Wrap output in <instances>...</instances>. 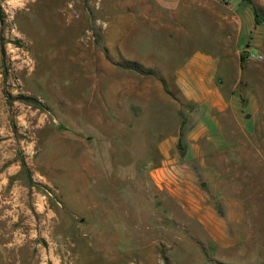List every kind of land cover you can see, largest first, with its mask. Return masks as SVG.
Masks as SVG:
<instances>
[{
	"label": "rangeland",
	"instance_id": "rangeland-1",
	"mask_svg": "<svg viewBox=\"0 0 264 264\" xmlns=\"http://www.w3.org/2000/svg\"><path fill=\"white\" fill-rule=\"evenodd\" d=\"M0 264H264V0H0Z\"/></svg>",
	"mask_w": 264,
	"mask_h": 264
},
{
	"label": "crops",
	"instance_id": "crops-1",
	"mask_svg": "<svg viewBox=\"0 0 264 264\" xmlns=\"http://www.w3.org/2000/svg\"><path fill=\"white\" fill-rule=\"evenodd\" d=\"M215 61L209 56L196 54L178 70L176 82L186 100L207 103L210 110L216 108L218 113H222L226 106L221 103L215 83ZM179 137L178 134L172 141L179 142Z\"/></svg>",
	"mask_w": 264,
	"mask_h": 264
},
{
	"label": "trees",
	"instance_id": "trees-1",
	"mask_svg": "<svg viewBox=\"0 0 264 264\" xmlns=\"http://www.w3.org/2000/svg\"><path fill=\"white\" fill-rule=\"evenodd\" d=\"M251 10H252V15H253V20L255 25H259L261 23V16L259 14V11L257 10L256 7L251 5ZM250 57L249 52H243L240 56V67L243 68L245 65L246 60ZM182 136V127L180 128V137ZM179 137V142L181 141V138ZM24 163H22V167H24Z\"/></svg>",
	"mask_w": 264,
	"mask_h": 264
},
{
	"label": "water",
	"instance_id": "water-1",
	"mask_svg": "<svg viewBox=\"0 0 264 264\" xmlns=\"http://www.w3.org/2000/svg\"><path fill=\"white\" fill-rule=\"evenodd\" d=\"M183 151V150H182Z\"/></svg>",
	"mask_w": 264,
	"mask_h": 264
}]
</instances>
